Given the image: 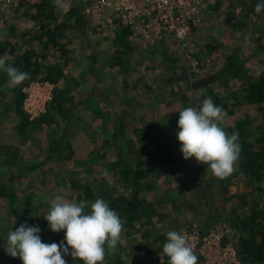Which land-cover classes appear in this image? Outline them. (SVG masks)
Segmentation results:
<instances>
[{
	"label": "rangeland",
	"instance_id": "obj_1",
	"mask_svg": "<svg viewBox=\"0 0 264 264\" xmlns=\"http://www.w3.org/2000/svg\"><path fill=\"white\" fill-rule=\"evenodd\" d=\"M259 2L217 0L213 13L184 41L171 36L150 46L131 42L135 48L116 66L110 65L111 58L119 55L114 47L116 30L91 21L85 37L79 31L68 35L77 51L62 67V76L56 82L45 81L55 86L53 98L60 89L71 96L63 113L47 115L50 102L42 104L49 95L45 89L38 92L37 110L25 102L24 93L22 110L33 120L25 133L19 131L21 116L15 111V97L18 89L28 90L31 81L27 79L19 86L10 84L9 77L0 81V186L14 197L11 201L0 196V264H13L3 245L8 231L22 225L17 212L30 210L29 226L49 225L43 216L50 211L57 188L68 190V199L77 202H94L101 198L104 189L114 193L141 189L145 203L165 214L164 221L155 216L149 229L167 228L187 237L196 230L194 225L200 228L199 219L220 218L237 206L235 195L254 192L255 200L264 201V185L257 190L260 184L237 174L238 163L236 171L226 178V194L217 187H208L204 179L211 178L208 175L212 173L207 171V165L198 163L195 157L185 160L177 138L179 111L199 108L201 100L211 94L232 100L239 96L240 104L234 114L227 115L225 129L248 116L252 134L264 135V103L250 104L242 98L247 82L244 76L257 80L264 75V11L255 12ZM38 4L3 12L0 2V40L14 37L12 27L16 28V36L35 28L38 23L33 17ZM51 10L55 23L65 21L67 11L63 7L53 2ZM97 26L102 30L93 33ZM248 33L251 39L246 41ZM193 62H198V66L194 67ZM228 67L230 71H226ZM236 71L238 75L234 74ZM62 135L71 142L72 152L66 149L63 161L55 162L57 155L52 144ZM157 147L175 154L172 165L165 163L161 171H156L157 164H150L156 158L150 150ZM123 167L133 172L130 186L122 184ZM147 168L150 173L137 180V171ZM84 185L94 187L95 199H86ZM85 211L90 212V208ZM127 231L131 234L127 235ZM144 231L140 225L134 230L124 225L116 251L125 260L130 259L139 242H144ZM198 249H202L199 244L194 252L202 264Z\"/></svg>",
	"mask_w": 264,
	"mask_h": 264
},
{
	"label": "trees",
	"instance_id": "obj_2",
	"mask_svg": "<svg viewBox=\"0 0 264 264\" xmlns=\"http://www.w3.org/2000/svg\"><path fill=\"white\" fill-rule=\"evenodd\" d=\"M71 1L72 7L67 10L65 21L55 23V13L51 10L52 0H41L37 5V11L33 17L34 21L38 23L35 27L37 29L30 28L26 32H19L18 36H16V28L12 27L11 32H15L13 34L14 37L4 41L0 40V56L7 53L9 64L16 67L19 71L29 73L28 81L49 80L56 82L62 76V67L71 58V53L77 49V46L74 48L71 46V39L68 38V35L70 33L77 35L79 31V34L85 37L87 31L89 32L91 29L89 24L91 21L83 16L81 8L76 2L77 0ZM129 36L130 32L127 29H116L114 47L116 53H119V55L111 58V66L123 63L124 55L135 48ZM17 37L19 40H17ZM73 40H75L74 37L72 38V43ZM19 41L21 42L19 43ZM92 58V61L95 62V56ZM226 71H230L229 67ZM238 73V71L234 72L235 75H238ZM6 77H8L6 73L0 72V81ZM247 77L249 76H244L247 82L242 98L250 104L261 105L264 103V75L257 80ZM25 97L24 92L18 89V94L15 97V111L21 116L19 124V131L21 133H25L29 125L33 123V120H30L22 110ZM209 98L217 106H221L227 115L234 114V109L240 104L237 102L239 101V96L236 97L237 99L232 100L226 96L211 94ZM70 99L71 96L67 90H58L49 104L47 115L56 116L59 113H63L65 105H67ZM60 115L63 116V114ZM250 125V118L244 116L229 125L225 130L229 134L234 131L239 132L241 153L236 173L245 176L247 180L250 179V183L260 184L256 186L258 190L261 189V185H264V135L254 136L250 131ZM52 146H54L53 149L57 155L54 157L55 162L63 161L66 149H69L70 153L72 152L71 142L66 141L63 135L57 141H54ZM164 150L166 149L159 147L155 151L150 150V154H153L152 157H156L154 160H150V164H157V166L155 165L156 171L158 169L161 171L165 163L172 165L173 162L171 161L175 159L174 153ZM166 154L167 156L163 158ZM49 158L51 159L52 157L50 156ZM141 163L145 164L144 161H140ZM148 172L150 173L149 168L138 170L136 174L137 180L146 177ZM122 173L124 175L123 186H130L133 181L131 176L132 170L123 167ZM208 176L211 178H205L204 174V182L208 187H217L222 194L228 192V179H219L212 174ZM82 187L86 199H95L96 193L92 185H84ZM4 190L5 186H0V196H7L13 201L14 197L12 195L9 196ZM139 190L141 191V189ZM139 190L114 193L104 189L101 194V198L104 197L110 208L119 214L123 225L126 224L131 230H134L138 225L145 228L143 233L144 242H139L134 251L130 253L129 260H125V257L119 255L118 251H115L114 253H109L108 255L110 256H106L104 264H169V258L162 251L163 244L167 242L166 233L169 229H162V227L159 230L149 229V227L153 226L155 216H158L160 221H164L165 214L157 212L151 204L145 203ZM253 195L254 192L251 194L243 193L235 195L234 197L238 199L236 208H232L228 213L220 216V218L210 217L203 220L199 219L198 222L202 234L207 233V230L215 224L230 225L241 260L245 263L261 264L264 263V201L260 199L255 200ZM29 213L30 210L28 209L22 211L21 214L17 212L16 217L22 222V225L28 224V221L31 220L28 215ZM40 229L39 235L42 242L60 244L63 241L66 245L64 230L55 233L50 229L49 225L41 226ZM126 234L130 235L131 232L127 231ZM69 251L71 252V249ZM136 252L137 254H135ZM195 254L197 255V253ZM197 257L199 264L200 257L198 255ZM63 258L66 260V264H83L79 259L74 261L70 254ZM12 262L13 264H23V261L18 257H12Z\"/></svg>",
	"mask_w": 264,
	"mask_h": 264
},
{
	"label": "clouds",
	"instance_id": "obj_3",
	"mask_svg": "<svg viewBox=\"0 0 264 264\" xmlns=\"http://www.w3.org/2000/svg\"><path fill=\"white\" fill-rule=\"evenodd\" d=\"M54 3L64 7L62 0H54ZM262 11L264 0L255 5L257 14ZM250 39L251 33L246 34L245 40ZM0 72L6 73L9 83L14 86L29 78V73L8 63L7 53L0 56ZM226 118L227 113L211 98L203 99L199 108L187 107L179 111L177 138L183 158L195 157L219 179H225L236 171L241 153L240 134L238 131L229 134L225 130ZM104 175H108L107 171ZM69 195L68 190L57 188L54 199L50 201V211L43 216L53 232L66 230V245L63 241L46 244L39 235V226L23 224L8 231L3 245L6 253L20 258L23 264H66L63 257L69 254L74 261L79 259L83 264H104L106 256L116 251L121 240L124 230L121 217L103 198L94 202H77L68 199ZM88 208L90 212L85 211ZM166 236L162 251L169 258V264H198V257L186 235L173 230Z\"/></svg>",
	"mask_w": 264,
	"mask_h": 264
},
{
	"label": "built area",
	"instance_id": "obj_4",
	"mask_svg": "<svg viewBox=\"0 0 264 264\" xmlns=\"http://www.w3.org/2000/svg\"><path fill=\"white\" fill-rule=\"evenodd\" d=\"M41 0H0L1 10L7 12L21 6H36ZM54 2V0H52ZM81 12L88 20L97 24H106L110 29H127L130 40L145 46L163 43L165 39L174 37L184 41L192 31L201 27L205 17L213 13L217 0H77ZM64 11L72 7L71 0H62ZM100 26L92 32L98 33ZM95 37V35H94ZM197 67L198 62H193ZM25 102L39 109L37 99L41 89L49 92L47 104L53 99L55 86L50 82L32 81ZM39 92V93H38ZM210 232L201 233L196 225L191 237H188L193 248L202 246L200 256L202 264H250L241 260L233 231L228 224H218Z\"/></svg>",
	"mask_w": 264,
	"mask_h": 264
}]
</instances>
